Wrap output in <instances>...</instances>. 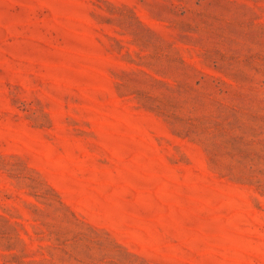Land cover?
<instances>
[{
    "label": "rangeland",
    "instance_id": "1",
    "mask_svg": "<svg viewBox=\"0 0 264 264\" xmlns=\"http://www.w3.org/2000/svg\"><path fill=\"white\" fill-rule=\"evenodd\" d=\"M0 264H264V0H0Z\"/></svg>",
    "mask_w": 264,
    "mask_h": 264
}]
</instances>
